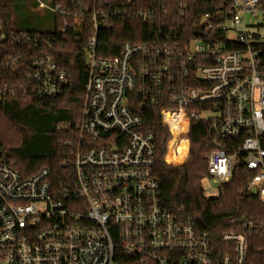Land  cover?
Returning a JSON list of instances; mask_svg holds the SVG:
<instances>
[{
    "label": "built area",
    "instance_id": "obj_1",
    "mask_svg": "<svg viewBox=\"0 0 264 264\" xmlns=\"http://www.w3.org/2000/svg\"><path fill=\"white\" fill-rule=\"evenodd\" d=\"M170 1L78 3L75 23L90 30L80 137L57 186L49 168L26 177L0 156V264H264V241L258 258L253 246L264 239V221L245 217L217 239L163 208L156 136L135 106L137 97L142 108L166 106L167 153L177 158L186 144L182 161L192 122H209L207 177L219 184L218 196L245 167L249 193L255 189L264 201V7L261 0H229L227 19L206 14L202 35L187 40L170 18ZM37 7L56 13L43 0ZM135 19L151 37L99 56L101 32ZM217 27L236 48L213 39ZM25 81L44 99L70 83L52 55L33 59Z\"/></svg>",
    "mask_w": 264,
    "mask_h": 264
},
{
    "label": "trees",
    "instance_id": "obj_2",
    "mask_svg": "<svg viewBox=\"0 0 264 264\" xmlns=\"http://www.w3.org/2000/svg\"><path fill=\"white\" fill-rule=\"evenodd\" d=\"M44 1L56 10L52 14L54 28L51 31L14 29L13 6L0 3V156L26 177L49 168L57 186L62 182L59 176L67 170L62 164L71 160L80 137L77 127L89 78L85 46L90 30L86 24L77 25L74 16L79 11L78 3L92 4L97 0ZM113 1L119 5L121 0ZM261 2L264 7V0ZM159 6L161 10L165 8L160 2ZM169 8L170 18L177 22L179 31L187 40H193L196 39L194 28L206 14L222 12L227 19L231 3L229 0H171ZM213 34L215 41L236 48L227 44V32L222 28H215ZM150 37L148 26L136 19L120 23L114 30L101 32L99 56H117L123 43L143 42ZM42 55H52L70 80L63 93L55 98L44 99L26 89L28 65ZM139 104L137 97L135 106L142 111L144 128L156 136L155 171L161 181L163 208L193 219L199 230L217 239L233 228L234 222L245 217L264 221V201L249 193L247 186L252 173L245 167L236 170L232 181L221 187L219 196H204L202 182L208 176L210 154L207 146L211 135L209 122H192L190 152L182 161L186 144L177 158L167 153L171 133L161 117V110L166 106L151 104L142 108ZM253 241L258 258L264 239L256 237ZM125 264L140 262L127 258Z\"/></svg>",
    "mask_w": 264,
    "mask_h": 264
},
{
    "label": "rangeland",
    "instance_id": "obj_3",
    "mask_svg": "<svg viewBox=\"0 0 264 264\" xmlns=\"http://www.w3.org/2000/svg\"><path fill=\"white\" fill-rule=\"evenodd\" d=\"M0 3L11 4L13 6V28L16 30L51 31L54 28L53 13L46 10L37 11L39 10L37 9L38 0H0ZM202 186L207 197L213 198L218 196L219 184L212 178L207 177L204 179Z\"/></svg>",
    "mask_w": 264,
    "mask_h": 264
},
{
    "label": "water",
    "instance_id": "obj_4",
    "mask_svg": "<svg viewBox=\"0 0 264 264\" xmlns=\"http://www.w3.org/2000/svg\"><path fill=\"white\" fill-rule=\"evenodd\" d=\"M204 26H205V24H200V25L196 26V27L194 28V34H195L196 36H201V35H202V31H203ZM252 193H253V194L256 193L255 189H253Z\"/></svg>",
    "mask_w": 264,
    "mask_h": 264
}]
</instances>
